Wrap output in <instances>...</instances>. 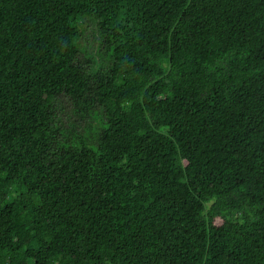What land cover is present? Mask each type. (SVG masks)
<instances>
[{"label":"trees","instance_id":"16d2710c","mask_svg":"<svg viewBox=\"0 0 264 264\" xmlns=\"http://www.w3.org/2000/svg\"><path fill=\"white\" fill-rule=\"evenodd\" d=\"M0 264H264V0H0Z\"/></svg>","mask_w":264,"mask_h":264},{"label":"rangeland","instance_id":"374dc122","mask_svg":"<svg viewBox=\"0 0 264 264\" xmlns=\"http://www.w3.org/2000/svg\"><path fill=\"white\" fill-rule=\"evenodd\" d=\"M85 40L82 42V48L79 54V58L83 64L90 65V67H107L109 65V57L104 49L97 48L94 35V25L91 22H87L84 26ZM71 101L63 99L57 108L59 118L62 120L64 127L69 126L70 121H76L79 124H83V120L76 116L71 108Z\"/></svg>","mask_w":264,"mask_h":264}]
</instances>
